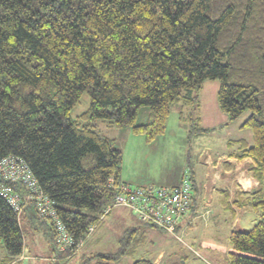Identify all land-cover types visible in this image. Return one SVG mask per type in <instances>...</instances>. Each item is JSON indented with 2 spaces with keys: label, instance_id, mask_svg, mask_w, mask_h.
Here are the masks:
<instances>
[{
  "label": "trees",
  "instance_id": "1",
  "mask_svg": "<svg viewBox=\"0 0 264 264\" xmlns=\"http://www.w3.org/2000/svg\"><path fill=\"white\" fill-rule=\"evenodd\" d=\"M213 79L229 119L251 111L242 126L252 129L253 143L230 145H239L238 158H252L258 180L236 202L259 219L231 232L227 264H264V0H0V160L23 158L53 200L70 240L61 246L56 221L39 215L51 232L52 262L79 253L80 264L117 259L91 251L123 182V149L101 129H130L153 142L181 105L190 109L181 119L199 136L208 131L197 114L199 92ZM84 93L90 106L73 119ZM14 187L24 198L21 215L36 207L24 186ZM20 214L0 195L5 264L25 249ZM125 231L144 245L135 228Z\"/></svg>",
  "mask_w": 264,
  "mask_h": 264
},
{
  "label": "crops",
  "instance_id": "2",
  "mask_svg": "<svg viewBox=\"0 0 264 264\" xmlns=\"http://www.w3.org/2000/svg\"><path fill=\"white\" fill-rule=\"evenodd\" d=\"M213 103L205 107L204 102L200 99V107L197 113L200 116L201 126L207 128L208 131L215 128L216 125L214 124L216 122L227 123L229 120L228 116L220 109L218 101L214 100ZM183 109L185 110L181 105H176V114L175 111L170 114L173 118L180 119L182 123L181 129L183 132L179 131L178 127L174 134H184V132L186 135L189 134V126L181 119ZM211 115L217 119L209 120ZM126 130L120 131L118 136ZM129 131L131 130L129 129L126 133ZM118 136L116 135V138ZM201 136L195 138L198 139ZM232 140H244L248 145L253 142L251 138L244 137L229 139L222 152L213 147H202L198 153L203 159H200L201 162H199L197 168L193 169L191 163L186 164L185 162L188 169L185 166H180L176 174L170 173L169 177L166 178L164 174L162 178L160 177L148 183L173 186L181 183L185 174H189L192 180L194 178V195L191 207L186 216L180 221V229L184 232L182 242L165 230L142 226L129 207L116 206L113 208L115 213L112 210V213L107 215L114 213L115 217L117 216L120 220L118 224L124 226L125 229L135 228L138 231V236L143 235L144 244H151L154 247L145 249L146 257L152 259L156 264H174L181 259L184 264H222V258H227L228 263L231 232L236 229L247 230L244 227H239L238 223L241 215L239 216L238 213L248 208L241 207L239 205L241 201H236L240 195L243 199L246 198L247 194L258 185V180L251 170L254 161L249 157L238 158L236 152L239 150V145L231 146ZM163 149H165L164 146L161 150ZM157 150L159 149L157 148ZM122 170L123 182L132 185L138 182V178L134 182L133 177L125 174L124 166ZM98 231L92 233V235H95H93L94 241L92 242L95 243L93 246L98 244V241H101V238L104 237L101 234V237H99ZM97 246L95 249L91 248V251H98ZM17 259L19 260L16 264L31 260L24 252ZM111 263L112 260H107V263L102 264ZM30 264H35V262ZM91 264H99V262L95 259V262Z\"/></svg>",
  "mask_w": 264,
  "mask_h": 264
},
{
  "label": "rangeland",
  "instance_id": "3",
  "mask_svg": "<svg viewBox=\"0 0 264 264\" xmlns=\"http://www.w3.org/2000/svg\"><path fill=\"white\" fill-rule=\"evenodd\" d=\"M220 85L221 82L219 79L207 80L203 84L199 92V98L204 102L205 107L214 104V100L218 101ZM89 106L90 96L88 93H84L81 97V101L73 107L71 117L73 119L77 118L80 114L88 110ZM142 108L148 107L143 106ZM175 109L176 106L172 111L174 112ZM185 110L189 113L190 109L187 107ZM250 114L251 111L246 110L234 120L228 117L229 120L227 123L216 122V124H214L216 125L215 128L202 133V136L198 139L193 136V129L190 127V121H184V123L189 126L191 133L187 135L185 132L184 134H174V131L178 127L179 131L183 132V130L181 129L182 123L180 119L177 117L173 118L172 115L169 116L165 133L157 137L155 140H158H154L153 142L147 141L146 137L142 134L130 133L131 131L126 133L129 129L122 132L119 136V132L124 129L107 127L104 130L101 129V132L115 138L116 135L118 136V138H116V145L121 146L123 149V166L125 174L133 177L134 182L138 178V182L133 183V185H144L150 183L152 180H156L160 177L162 178L164 174L165 178L169 177L168 175L170 173L176 174L180 166H185V168L187 167L188 169L187 163H191L194 167L193 169L197 168L199 162H201L200 159H203L198 153L202 147H213L218 149L217 151L222 152L227 146L226 142L229 139L244 137L253 140L252 129L250 127H240ZM195 118H197V114ZM213 119L217 118L211 115L209 120ZM107 132L110 133L107 134ZM163 146L165 149L161 150ZM157 148L159 150H157ZM114 213L109 216L105 215L103 226L98 231L99 237H101L100 234L104 237L106 235V237H102L99 242L100 244H96L100 247V251L96 252L97 255L99 256V253H105L117 258L112 260L111 264H133L136 258H146L145 249L154 247L151 244H138V242L132 238L131 232H123L125 228L121 224H118L120 220L117 216L115 217ZM238 215H241L238 223L239 227H244L245 229L251 228L257 222L256 220L259 219V214L252 208L241 210ZM20 224L24 236V253L31 260H26L18 264H27V261L28 264L33 262H35V264H64L63 261L58 263L51 261V258L55 255L51 232L48 229L49 227L46 221L39 216L34 204L31 205V207L26 205L25 211L20 216ZM96 245L92 246V248L95 249ZM98 246L97 248L99 250ZM7 257L8 253L5 245L3 241H0V264H5L4 258ZM92 257L99 258L96 254L95 256L92 255ZM222 259L221 263L226 264L227 258ZM80 262L79 253L73 260L66 264H80Z\"/></svg>",
  "mask_w": 264,
  "mask_h": 264
},
{
  "label": "built area",
  "instance_id": "4",
  "mask_svg": "<svg viewBox=\"0 0 264 264\" xmlns=\"http://www.w3.org/2000/svg\"><path fill=\"white\" fill-rule=\"evenodd\" d=\"M15 184L28 190V198L34 201L40 216L56 221L58 242L64 246L70 237L58 217L53 200L41 190L23 158L15 155L5 156L0 160V195L20 214L24 209V198L14 187ZM120 187L121 191L115 197L114 207H129L139 220L151 222L173 234L177 240H184V232H177L176 229L188 213L194 195V184L189 174H185L181 183L173 186L153 183L132 185L122 182ZM110 208L111 206L107 207L106 212ZM11 264H16V260Z\"/></svg>",
  "mask_w": 264,
  "mask_h": 264
}]
</instances>
